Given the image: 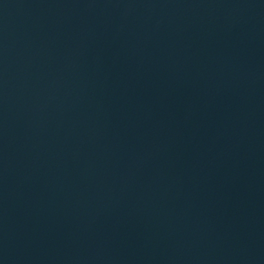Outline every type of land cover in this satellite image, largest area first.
<instances>
[{"label":"water","instance_id":"obj_1","mask_svg":"<svg viewBox=\"0 0 264 264\" xmlns=\"http://www.w3.org/2000/svg\"><path fill=\"white\" fill-rule=\"evenodd\" d=\"M0 264H264V0H0Z\"/></svg>","mask_w":264,"mask_h":264}]
</instances>
